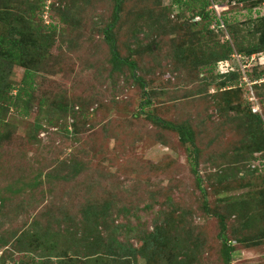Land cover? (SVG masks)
Returning a JSON list of instances; mask_svg holds the SVG:
<instances>
[{
	"label": "rangeland",
	"instance_id": "374dc122",
	"mask_svg": "<svg viewBox=\"0 0 264 264\" xmlns=\"http://www.w3.org/2000/svg\"><path fill=\"white\" fill-rule=\"evenodd\" d=\"M208 1V18L194 17L199 9L179 18L173 0H126L115 30L118 48L141 65L152 97L147 111L191 125L208 204L227 220L231 264H264V217L254 210L264 194L258 172L264 149L252 153L261 136L246 116L254 109L264 122V52L236 51V43L245 47L258 38L264 0ZM0 10L52 35L35 84L25 85L28 95L20 91L25 69L15 66L12 89L0 101V264L29 262L13 248L24 245L23 235L33 236L58 214L77 215L87 202L101 207L98 213L110 206L111 229L128 226L103 233L136 251L119 253L111 264H149L145 236L166 223L178 241L194 238L168 248L167 262L224 264L221 226L204 210L193 149L178 133L137 115L143 91L111 61L103 30L113 21L114 1L0 0ZM1 32L8 30L0 19ZM226 44L234 54L204 66ZM17 94L24 97L16 101ZM60 103L74 109L68 118H61ZM240 203L251 207L243 214L227 210Z\"/></svg>",
	"mask_w": 264,
	"mask_h": 264
},
{
	"label": "trees",
	"instance_id": "16d2710c",
	"mask_svg": "<svg viewBox=\"0 0 264 264\" xmlns=\"http://www.w3.org/2000/svg\"><path fill=\"white\" fill-rule=\"evenodd\" d=\"M113 1V21L103 30L104 39L110 49L111 61L115 66H117V70L121 71L122 68L127 69L133 82L138 84L143 91L144 99L139 105L140 108L137 112V115L145 116L147 120L162 127L163 129L178 133L183 144L188 143L190 145L189 148L193 149V160H191V163L193 173L204 200L203 207L207 214H212L219 220L221 229L218 237L222 242L223 261L224 264H231L232 254L234 253L235 248L230 245L231 243H229L227 235L229 227L225 215L217 212L212 213L208 204L207 191L204 188L203 177L200 175L198 169L200 155L196 147L195 133L191 125L187 123L178 124L172 121H167L147 111V108L152 106V97L146 90V81L141 75H139L141 65L138 61L132 60L129 57H122L117 43L115 30L121 21L122 9L126 0ZM239 2H245V0H241ZM173 5L181 9V14L178 15L179 18L185 17L182 15L184 10L187 12L193 10L194 12L196 9L199 10L196 14H194V17H209L208 12L203 13V11H206L209 6L208 0H173ZM10 15V12L0 10V19L2 20L3 28L6 27L8 30L7 35H4L2 32L0 33V101L2 100L1 98H3V96L8 94L9 89H12V83L9 79V75L15 66H20L25 69L20 91L24 93V96L28 95V92L25 90V85L30 84L33 86L35 84V77L38 72L37 65L39 62L42 64L43 60L45 59L46 52L52 44V35H50V33H44L41 26L35 27L32 25L31 21L27 19H24L23 22H17V20L14 19L11 21L9 19L11 17ZM217 24L219 27L221 26L220 22ZM258 33V38L255 39V42L252 44L244 47L241 43H236L237 53L245 54L247 56L263 53L264 21L262 23V28L260 29L259 27ZM184 52L186 51L181 50V53L184 54ZM234 52V49L228 44L221 46L218 50L213 49L210 52L208 62L205 63L204 66L210 65V67H212L215 63L230 58ZM235 75V72L228 73V76ZM223 76L226 77L227 75ZM261 79H263V76L260 75L252 79V81ZM227 91L232 90H225L224 92ZM24 96L17 94L15 100H21ZM1 106L2 105H0V110ZM57 108L60 110L59 114H61V118H68L69 112L72 110L74 111V109H68V105H64L62 103H60ZM246 116L248 120L255 124L257 128V134L261 136L259 140H255L256 145H253L254 150L252 153L256 154L264 149V122L259 114H256V112L252 113L250 109ZM255 157L257 158L258 156L255 155ZM258 159L259 158H257V162ZM262 163L264 162L260 160L258 163L260 169L258 166L257 167L258 172L261 170L260 172L264 175V165H262ZM251 171L256 170L251 169ZM243 178H245V176ZM88 198L92 199V195H89ZM169 200L170 198H168V201ZM85 204L86 206L81 211H74L77 213V215L74 213L66 216L58 214V218L56 220L44 224L45 226L39 231L37 230L38 232L34 233L33 236H27L24 234L22 237L24 245L21 247L14 245L13 248L19 253H25L24 255L31 256L32 259L29 258L31 261L29 260L27 263L21 261L19 264H111V262H114L112 261L114 257H118V254L121 252L122 254H125L129 251V254L131 255L133 252H136L134 250L132 251L131 247H123L122 243H120V241L113 236H110L107 239L104 238L103 233L105 232H109L111 230V234L116 235L120 227H128L127 225H118L111 229L109 222V220H111V216L108 214V211L110 210L109 205H104V211L99 210L100 212L98 213V209L101 207L88 204V202ZM250 207L251 206H245L243 203H240V206L236 204L227 210L230 212L243 214V212L247 209H250ZM151 209L152 204L145 206L146 211H150ZM254 210L258 212L260 210L259 215L264 217V194L259 197V202L257 206L254 207ZM0 214L2 213L0 212ZM54 218H56V216L52 217V219ZM37 225L38 224H36V226ZM171 228L173 227L170 223L169 225L166 223L165 227L156 225L153 233L146 234V257L150 260L149 264H153L157 261H160L163 264H171V261L167 262V251H169L168 248L171 246L172 249L175 248V243L178 244L180 241L186 242L191 240V243L193 242L194 238L190 235H188L186 238L185 236H181L179 234L181 236L180 241H178L177 235L171 237L169 235ZM143 236L141 238H143ZM112 242L116 243V247ZM35 243H37L36 246H34ZM72 249H74V253L70 254ZM162 257L165 258L167 263H164L161 260ZM122 264L127 263L123 261ZM181 264L190 263L189 261H186L185 263Z\"/></svg>",
	"mask_w": 264,
	"mask_h": 264
},
{
	"label": "built area",
	"instance_id": "2783aa9c",
	"mask_svg": "<svg viewBox=\"0 0 264 264\" xmlns=\"http://www.w3.org/2000/svg\"><path fill=\"white\" fill-rule=\"evenodd\" d=\"M253 112H257V111H255V110L253 109Z\"/></svg>",
	"mask_w": 264,
	"mask_h": 264
}]
</instances>
